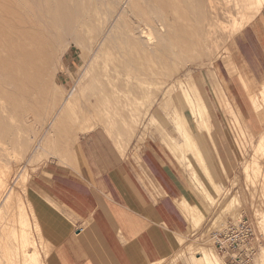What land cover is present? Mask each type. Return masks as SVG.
<instances>
[{"label":"rangeland","instance_id":"rangeland-1","mask_svg":"<svg viewBox=\"0 0 264 264\" xmlns=\"http://www.w3.org/2000/svg\"><path fill=\"white\" fill-rule=\"evenodd\" d=\"M20 4L32 32L44 31L38 35L43 41L37 42H46L28 44L31 62L42 54L35 67L27 64L25 73H5L18 78L16 86L0 76V174L6 187L2 197L10 190L24 202L41 257L38 264H46L53 244L41 231L35 203L44 198L33 190L34 181L56 167L78 171L87 136L130 159L152 199L166 198L174 205L173 196L140 168L142 148L157 146L171 185L182 190L175 205L188 228L171 234L173 248L165 256L145 264H203V253L214 258L213 264L231 262L218 253L211 235L243 218L255 228L257 251L250 264H264V81L256 85V74L247 70L244 75L231 59L236 38L254 22L264 26V7L246 25L235 15L240 11L235 0ZM213 8L218 11L214 23L209 18ZM57 13L67 28L51 22ZM140 19L149 21L147 29L155 38L151 45L138 41L139 30L133 32ZM208 20L213 26L208 27ZM36 22L43 26L37 28ZM33 48L40 49L38 58ZM66 103L73 104L63 111ZM183 199L189 204L180 205ZM3 204L0 264H13L8 230L16 224V214Z\"/></svg>","mask_w":264,"mask_h":264},{"label":"crops","instance_id":"crops-1","mask_svg":"<svg viewBox=\"0 0 264 264\" xmlns=\"http://www.w3.org/2000/svg\"><path fill=\"white\" fill-rule=\"evenodd\" d=\"M235 48L231 59L237 70L244 75L247 70L254 72L260 85L264 81L263 24L248 26L236 38ZM93 138L82 139L78 171L56 167L38 174L34 181L33 190L44 198L43 203H35L41 231L53 244L46 264H145L162 258L173 248L171 234L181 233L188 225L175 205L183 197L182 190L171 185L158 147L142 148L140 168L173 196L175 206L166 198L152 199L134 163ZM183 203L189 204L185 199Z\"/></svg>","mask_w":264,"mask_h":264},{"label":"bare ground","instance_id":"bare-ground-1","mask_svg":"<svg viewBox=\"0 0 264 264\" xmlns=\"http://www.w3.org/2000/svg\"><path fill=\"white\" fill-rule=\"evenodd\" d=\"M26 1H28V0H26ZM235 1H236V6L237 7L239 6L238 9H240L238 14H235V15H237L240 18L241 22L245 21L243 23L246 24V25L249 24L250 22H252L253 19L256 17V15L259 13L260 9L264 7V0H244V1L243 0H235ZM45 2H46V0H45ZM225 2H226V0H225ZM42 3H44V2H42ZM30 4L32 6L35 3H33V4L30 3ZM218 4L220 5V2ZM27 5H26V7H27ZM219 5H217L216 7H218ZM21 7L22 6L20 4V0H0V52H2L4 54H8L7 56L5 55L6 58H4V57L2 58V56L0 55V76L4 75L5 78L9 82V85H14V86H16L15 84L17 82L16 81L17 77L15 78L11 74H9V76H6L5 73L10 71V72H14V75H15V73L18 70H21L22 72L25 73L27 71L25 69V66L27 64L33 65V67H35L34 66L35 63L37 62V60H39V58L42 56V54H40V55L38 54L39 52L37 51V49H39V48H36L35 51H34V48H33L34 55L38 54L40 57L38 58V55H37L36 56L38 58L37 60L35 59L36 57H34V59H35L34 61H36V62H31V61H33L32 60L33 56H32V53H31L32 50L30 51V49H28V46L32 42L36 43L37 42L36 39H40L41 41H43L42 38H44L42 36H41L42 38L39 37L40 36L39 33H40V31H42V29L41 30L39 29L40 31L38 30L39 31V33H38L39 36L35 35L32 32L33 30H31L30 28H34V27H32V26L29 27L31 25V24H29L31 21L28 22V20L30 18L28 20L26 19L28 17L24 18V16L26 15L27 11H26V13L23 12V13H25L24 16H23V14L21 13ZM32 7L34 8V5ZM228 7L230 8V6H228ZM42 8L44 9L43 5H42ZM210 8H211V6H209V9ZM23 9H24V7H23ZM29 9L31 10V8H29ZM34 9H35V12H37L36 8H34ZM234 9H232V10L234 11ZM22 11H24V10H22ZM56 11H58V10L55 9V12ZM217 12H216V10L214 8L211 10V13H210L211 15H209V18L212 19V23L215 22V21L213 22V20H217V17H216V13ZM37 13L39 14L40 12H37ZM37 13H35V15ZM235 13H237V12H235ZM40 15H41V13L39 14V16ZM39 16H37V19H38ZM225 16L223 15L222 19L227 18ZM228 17H230V16H228ZM41 18H43V17L41 16ZM45 18L47 19V17H45ZM53 19L54 20L51 19V22L55 21V23H57L59 25H62L65 28L68 27V24L66 23L67 21L65 20L64 17H61L60 14L57 13L56 16L54 15ZM140 20H141V22L138 23V27L134 28L133 32L135 30H139V32H137L138 37H136L138 39V41L146 42L147 44L151 45V44H153L155 38L153 37L152 32L147 29V27H149V21L148 20H143V19H140ZM226 21H228V20H226ZM42 22H40V23H42ZM232 22L236 23L237 20L233 19ZM212 23L211 22L208 23V27L213 26ZM36 24H37V22H36ZM39 24H37L38 27L36 25L35 26L37 28H41L43 25L40 24L41 27H39ZM237 24H239V23H237ZM237 24H235V26ZM240 24H242V23H240ZM238 27H239V25H238ZM234 28H236V27H234ZM240 28H242V27H240ZM43 29H44V27H43ZM48 30H49V28H48ZM35 31L37 32V29H35ZM208 31H209V29H208ZM238 31H239V29H238ZM43 32L44 31H42L41 33H43ZM135 34L136 33H133L134 36H136ZM43 36H45V35H43ZM39 42H37V43H39ZM44 42H46V41H44ZM44 42L43 43L40 42V45L41 44L44 45ZM34 45H36V44H34ZM32 47H33V44H32ZM8 56H10L11 58H9ZM31 56H32V58H31ZM28 67H29V65H28ZM30 67H32V66H30ZM30 70H32V69L30 68ZM92 89H93V87H92ZM18 90H19V87H18ZM66 104L67 105L62 107L63 111L68 110L72 106L73 103H66ZM200 108L202 109V111L204 110L203 107H200ZM187 141L191 143V141H189V140H187ZM2 173L3 172H1V174H0V199H2L1 200L2 203H4L5 206L8 208V211H11L13 209V212H14L13 215L16 214L15 215L16 219L14 221V222H16V224L15 223L12 224L10 229L8 230V233L11 235V237H12V239L14 241L13 254H15V256H16V261L13 264H38V262L41 260V257H40L39 251L37 249L36 240L33 237L34 235H33V230H32L31 223H30V218H29V216L27 214V211L25 209L24 202H23L22 198H20L18 195H15L10 190H9L10 192L7 191L6 195L4 194L5 196L2 197V195L4 193V189L6 188V187L4 188L5 185H2V184H4V182L2 181V178H3L2 177V175H3ZM4 181H5V179H4ZM5 191H6V189H5ZM4 204H3V206H4ZM3 208L4 207H2V209ZM9 209H11V210H9ZM5 210L7 211V209H5ZM8 214H9V212H8ZM10 220L13 221V218L12 219L10 218ZM46 254H47V251H46ZM46 254H45V257H46ZM201 260L203 261V264H213L214 258L211 255L207 254V253H203L202 256H201Z\"/></svg>","mask_w":264,"mask_h":264},{"label":"built area","instance_id":"built-area-1","mask_svg":"<svg viewBox=\"0 0 264 264\" xmlns=\"http://www.w3.org/2000/svg\"><path fill=\"white\" fill-rule=\"evenodd\" d=\"M211 239L218 253L228 256L234 264H250L257 251L254 245L255 228L246 218L225 229L213 232Z\"/></svg>","mask_w":264,"mask_h":264}]
</instances>
